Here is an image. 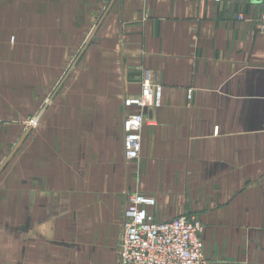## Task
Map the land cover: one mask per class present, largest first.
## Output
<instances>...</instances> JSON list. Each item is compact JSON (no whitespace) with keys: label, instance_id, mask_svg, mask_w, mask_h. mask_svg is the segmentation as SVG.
I'll use <instances>...</instances> for the list:
<instances>
[{"label":"crops","instance_id":"crops-1","mask_svg":"<svg viewBox=\"0 0 264 264\" xmlns=\"http://www.w3.org/2000/svg\"><path fill=\"white\" fill-rule=\"evenodd\" d=\"M261 0H0V264H120L129 192L196 216L204 264H264ZM13 40V42H12ZM162 103L124 151L143 71ZM132 108L128 112H137Z\"/></svg>","mask_w":264,"mask_h":264},{"label":"built area","instance_id":"built-area-1","mask_svg":"<svg viewBox=\"0 0 264 264\" xmlns=\"http://www.w3.org/2000/svg\"><path fill=\"white\" fill-rule=\"evenodd\" d=\"M258 21L264 34V0H261ZM142 71V93L124 100V151L127 161L140 158L143 129L155 123L149 114L162 103V87L153 84L149 73ZM132 108L138 111L128 112ZM155 206L156 200L153 197L129 192L124 213L120 264H204V226L200 220L189 215L170 222H157L147 211Z\"/></svg>","mask_w":264,"mask_h":264},{"label":"water","instance_id":"water-1","mask_svg":"<svg viewBox=\"0 0 264 264\" xmlns=\"http://www.w3.org/2000/svg\"><path fill=\"white\" fill-rule=\"evenodd\" d=\"M37 121H38V118L33 122V124L31 126H29L27 128L26 132L21 137V139L19 140V142L16 144V146L14 147V149L12 150V152L9 154V156L6 158V160L0 166V175L5 170V168L11 163V161L14 159V157L16 156V154L18 153V151L20 150V148L22 147V145L25 143V141L27 140V138L29 137V135L32 133L33 128H34V125L37 123Z\"/></svg>","mask_w":264,"mask_h":264}]
</instances>
